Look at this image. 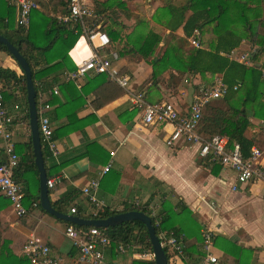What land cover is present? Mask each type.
I'll list each match as a JSON object with an SVG mask.
<instances>
[{
	"label": "crops",
	"instance_id": "0c3cea01",
	"mask_svg": "<svg viewBox=\"0 0 264 264\" xmlns=\"http://www.w3.org/2000/svg\"><path fill=\"white\" fill-rule=\"evenodd\" d=\"M6 1L11 4L12 13L7 15L5 8L0 6V34L7 33L16 38L21 29L18 25V6L12 0ZM187 1L91 0L97 15L95 22L111 38V49L119 52L116 64L130 77L131 89L143 92L152 103L173 102L182 114L187 112L202 85H210L215 76L223 77L222 73L192 74L169 67L156 80L153 78V67L148 60L162 57L165 50L176 43L173 42L175 39L182 41L180 51L183 50V59H187V55L193 51L191 43V46L183 44V27L173 32L167 25L169 5H182ZM64 12L65 0L42 2V9L32 12L33 29L39 26L42 33L50 32L57 23L56 15ZM191 13L189 10L187 17ZM45 20L52 23L46 26ZM57 26L58 30L54 29L45 37L64 34L66 44H69L66 31L72 27L63 24ZM132 32L138 36L150 32L159 36L154 55L148 60L130 51L129 45L132 47V43L129 42V36ZM36 35L37 38L41 36L38 33ZM176 35L178 38H175ZM114 36H117L116 39ZM212 40L214 34L207 31L202 37V47L209 48ZM66 44L60 46L59 52H50L49 58L66 56ZM22 46L26 50V43ZM249 48L256 50L259 46L244 39L232 51L245 53L249 52ZM231 52L227 54L230 59ZM90 54L91 50L82 37L68 51L75 64ZM253 61L263 69L264 52H259L257 60ZM0 67L15 70L19 76L23 74L16 59L1 49ZM67 71L66 68L59 70L50 78L48 76L47 81L57 76L60 84L69 82L65 78ZM90 78H94V82L86 85ZM72 82L71 87L60 88L59 84H55L48 91L41 92L40 107L44 102L54 99L47 115L52 122L58 146L57 159L50 158L47 165L51 167V161L55 162H52L54 166L65 162L63 167L47 170L49 178L57 176L56 185L49 192L51 202L71 195L72 200L65 207L64 213L72 214L70 209L75 204L80 208L81 218L92 219L93 206L81 190L93 179L99 178L98 197L109 210L124 212L133 207L137 210L134 202L139 201L143 207L147 206L151 211L161 214L163 219H170L168 227L175 229L169 230L184 236V254L168 253L169 264L204 263L207 255L203 242L206 230L213 233L211 253L217 256L219 264H264V179L241 184L234 171L211 156H201L198 145H190L184 140L168 145L171 126L163 123L145 124L143 114L134 106L131 96L107 75L89 76L81 86ZM24 85L23 81H12L2 93L6 105L15 115L12 130L17 152L20 159L26 157L30 160L34 152ZM55 86L58 87V94L53 93ZM82 99L84 101L81 102ZM62 102L65 106H60ZM221 102L223 98L211 101L205 107L202 117L219 113L217 111ZM262 102L264 104V98ZM15 105H19L21 110H16ZM221 108L229 110L222 105ZM23 112H26L24 118L21 117ZM263 118L250 112V125L244 134L254 140L253 147L263 152L264 162ZM199 130L209 135L202 124ZM112 151L114 155H111ZM4 159L5 154L0 146V161ZM109 163L112 164L110 170L103 173ZM30 180L35 181L33 174ZM234 185H238L239 189L234 190ZM3 196L0 193V245L7 240L12 251L17 256H23L24 243L34 237L47 243L55 255L69 260L78 256L77 248L65 234L68 221L43 211L39 206H33L40 199L32 200L27 207L28 214L18 217L12 205H6L1 200ZM117 244L104 248L108 262L132 264L136 261L131 251L119 253ZM137 250L143 251L140 248Z\"/></svg>",
	"mask_w": 264,
	"mask_h": 264
},
{
	"label": "trees",
	"instance_id": "16d2710c",
	"mask_svg": "<svg viewBox=\"0 0 264 264\" xmlns=\"http://www.w3.org/2000/svg\"><path fill=\"white\" fill-rule=\"evenodd\" d=\"M10 5L8 1L4 2V0H0V6L5 8L9 16L12 13ZM167 10L169 11V20L167 22L169 29L173 32L181 26L184 29L185 40L183 44L187 46L190 44L193 37H197L200 40L201 46L195 48L186 60H183L179 56L178 51L171 47L165 50L162 57L148 60L155 52L156 46L160 40L159 36L152 32L143 33L142 36H138L136 32H132L129 36V42L132 43L134 51L142 55L152 65L153 78L155 80L169 67L192 74L205 75L209 73L214 75L222 73L224 81L230 87V90L223 98V102L220 103V107L217 111L219 113H215L213 116H208L206 114L202 117L200 125L202 124V127L208 130L206 134L227 135L232 141L239 142L243 154L246 157L249 156L254 145V140L247 138L244 133L250 125V112L254 116L264 117V104L262 102L264 98V77L261 68L258 67L256 63L249 67L244 63L230 59L227 54L239 47L244 39L259 46L252 59L255 60L259 52H264V0H188L186 4L169 5ZM189 10H191L192 13L187 17L186 14ZM45 21H47L46 26L52 23L50 20L49 22L48 20ZM58 24H60L58 21L57 23L55 22V26L51 31L54 29L58 30V28L62 27V25L58 27ZM100 29H102V27H100ZM51 31L43 33V39L41 37L39 39L35 34L33 22L31 21L29 32L26 34H24V31L21 29L18 31L19 35L16 38L7 33L4 34L18 47L20 52L29 61L36 89L38 111L40 108L41 92L48 91V88L55 84H59L60 88L66 86L71 87L73 85L72 81L60 84L57 76H53L50 81H47V79L48 76L50 78L53 73L64 68L69 71L76 69V64L69 57L68 51L72 49L82 35V31L79 28H71L68 31L65 29L67 37L70 39V43L66 44V37H64V34H62V36L54 35V37H45V35H49ZM207 31L214 34V40L210 42L209 48H204L202 47V37ZM116 37L117 36H114V39H116ZM45 39H47V41L42 43V40ZM25 43L26 50L23 49L22 46ZM63 43L66 44V56L61 55L60 57L50 59L49 53L55 54L59 52L61 50L60 46ZM0 49L11 55L5 44L0 43ZM12 81H23L25 84L23 90L27 96L24 71L23 74L19 76L15 70L0 67V91L9 87ZM93 82L94 78H90L86 85ZM235 86H237V89H234ZM241 90L242 95H239V91ZM79 96H81V94H79ZM82 101L84 100L82 99L81 102ZM49 102V104H54V99ZM26 105L28 106V103ZM221 105L227 107L229 110L224 111ZM60 106H65V104L62 102ZM27 117L29 118V112L27 113ZM42 145L47 170L54 167L60 168L65 165L64 162L59 166H54L52 163L54 161H51V167H48L47 163L50 160V155L43 141ZM34 158L35 156L33 154L30 160L26 159V157L21 158L19 166L15 171L16 180L23 185L25 193L24 205L26 207H29L32 200L36 199L39 201L40 199L39 170ZM32 174L35 176V181L30 180ZM1 200H4L6 205H11L10 200L6 196H3V198L1 197ZM71 200V195L66 196L57 201H53L52 205L57 210L65 212V207ZM38 206L45 211L40 202ZM131 209L134 210V207ZM135 209L141 210L151 216V209L147 206H140ZM117 213L119 212L107 208L106 211L101 213L97 218H104ZM76 214L81 216L80 208H78ZM91 217L94 216L91 215ZM161 218V225L156 227L158 236L163 230L175 229L173 227H168L170 219L168 221L166 218L163 219L162 216ZM152 220L153 224H155L154 217H152ZM68 223L70 224V222ZM78 227L88 228V226ZM100 229L112 238L113 247L119 242H124L137 245L142 250L150 249L153 251L147 227L141 221H127L117 226ZM9 245L10 242L7 240L0 245V264H31L26 256H17ZM164 249L167 252L165 247ZM132 264H155V261L136 260L132 262Z\"/></svg>",
	"mask_w": 264,
	"mask_h": 264
},
{
	"label": "built area",
	"instance_id": "2783aa9c",
	"mask_svg": "<svg viewBox=\"0 0 264 264\" xmlns=\"http://www.w3.org/2000/svg\"><path fill=\"white\" fill-rule=\"evenodd\" d=\"M52 0H12L18 6V25L27 33L31 26V15L34 10L42 9V2ZM60 24L68 25L72 28H79L82 31V38H85L86 45L90 48L91 54L88 57L76 62V69L67 71L66 80L74 81L81 86L83 80L92 75L105 74L108 78L124 89L133 101L136 108L141 110L145 124L163 123L171 126L172 131L167 139L168 145H175L184 140L190 145H198L200 155L211 156L218 160L224 167L236 173L237 181L246 184L254 179H264L263 152L252 147L250 155L245 156L239 142L232 141L227 135L212 134L205 135L200 132V122L205 107L213 100L224 98L229 92V86L222 76H215L210 85H202L194 96L187 112L182 114L180 109L170 101L149 102L143 92H134L131 89L130 77L122 72L117 66L119 53L112 50V41L109 35L100 29L95 22L97 17L95 7L91 0H65V12L56 15ZM195 48L201 46L200 40L193 37L190 41ZM257 51L235 53L231 52L233 60L252 66L255 62L252 57ZM264 77V68L261 69ZM235 89L237 86L234 87ZM53 93L58 94V87L53 88ZM16 110H21L19 105H15ZM51 109L48 102H44L39 108V129L42 141L50 152V158L57 159L58 146L54 138V128L47 111ZM26 112L21 113L24 118ZM15 115L10 111L5 103L2 91H0V146L5 154V159L0 162V193L5 195L18 217L28 214V208L24 205L25 193L21 184L15 178V171L19 166L20 156L17 152L16 141L12 127ZM114 151L111 155H114ZM112 164L109 163L103 173L110 170ZM57 176L49 178L47 181L49 189L56 185ZM100 179H93L90 184L83 187L81 192L85 195L93 206L92 216L97 218L108 208L106 203L99 199L98 190ZM238 190V185L233 186ZM136 207L142 206L137 201ZM33 206H38L35 202ZM72 214L78 212L77 205L70 209ZM151 216L155 219V227L160 226L162 218L156 211H151ZM65 234L73 242L78 250V256L74 259H66L63 256L55 255L47 243L32 237L24 243L22 255L26 256L31 264H115L106 260L104 248L113 244L112 238L96 226L81 228L75 224H68ZM213 233L210 230L204 232V248L207 251L205 262L202 264H219L217 256L211 253L213 247ZM159 238L163 247L167 249V254H184V236L174 230L161 231ZM139 247L130 243L119 242L117 251L119 253L132 252V257L136 260L153 261L155 256L152 250L145 249L138 252Z\"/></svg>",
	"mask_w": 264,
	"mask_h": 264
},
{
	"label": "water",
	"instance_id": "95a60500",
	"mask_svg": "<svg viewBox=\"0 0 264 264\" xmlns=\"http://www.w3.org/2000/svg\"><path fill=\"white\" fill-rule=\"evenodd\" d=\"M0 43L7 46L11 55L16 59L21 69L24 71L27 85V102L29 107V122L32 132L33 152L35 156V163L39 170L40 178V203L42 208L49 214L56 216L62 220L71 222L78 226H96L99 228H109L120 225L127 221H141L143 222L148 230L149 238L152 244L154 253L155 264H169V258L166 250L164 249L162 242L157 234L155 225L153 224L152 217L141 210H129L119 212L115 215H111L104 218H92L85 219L78 215L67 214L61 212L53 207L50 200L47 181L49 179L48 172L46 169L42 137L39 129V115L38 106L36 103V89L33 80L32 69L30 67L27 58L20 52L18 47L12 43L5 35L0 34ZM6 157V156H5Z\"/></svg>",
	"mask_w": 264,
	"mask_h": 264
},
{
	"label": "rangeland",
	"instance_id": "374dc122",
	"mask_svg": "<svg viewBox=\"0 0 264 264\" xmlns=\"http://www.w3.org/2000/svg\"><path fill=\"white\" fill-rule=\"evenodd\" d=\"M56 20L58 21V19H57V17H56ZM36 29V31H35V33L37 34L38 33V35H41V36H39V39H40V37L43 39V37H44V35H43V33L41 32V30H40V27L39 26H37V27H35ZM55 35V34H54ZM54 35H53V37H54ZM175 38H178V35H176L175 36ZM171 40H172V38H171ZM171 40H169L168 42L170 43V41ZM43 42L42 43H45L46 41H47V39H45V40H42ZM173 42H176V43H174V45H171V46H169V47H173L174 49H176V51H178V54H179V56L183 59V56L184 55H182L183 54V50H181L180 51V49H181V44H182V41H180V39L178 38L177 40L175 39ZM190 45V44H189ZM255 45V44H254ZM158 46V45H157ZM157 46H156V48H157ZM191 46V45H190ZM129 48H130V51L131 52H136V51H134V48H133V46L131 47L130 45H129ZM191 49H195L194 47H192L191 46ZM156 50V49H155ZM252 50H253V48L250 50V48L249 49H247V51H249V52H252ZM256 51H257V49H256ZM119 53V52H118ZM137 53V52H136ZM190 54V53H189ZM188 54V55H189ZM154 55V54H153ZM188 55H187V58H188ZM152 56V55H151ZM183 60H186V58L185 59H183ZM254 60V59H253ZM255 60H257V58L255 59ZM176 69V68H175ZM178 70V69H177ZM239 95H242V90L241 91H239Z\"/></svg>",
	"mask_w": 264,
	"mask_h": 264
}]
</instances>
